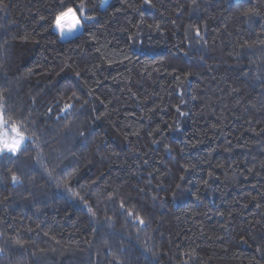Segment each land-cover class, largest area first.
<instances>
[{
	"label": "trees",
	"instance_id": "16d2710c",
	"mask_svg": "<svg viewBox=\"0 0 264 264\" xmlns=\"http://www.w3.org/2000/svg\"><path fill=\"white\" fill-rule=\"evenodd\" d=\"M74 3L0 0V264H264V0H88L62 40Z\"/></svg>",
	"mask_w": 264,
	"mask_h": 264
},
{
	"label": "snow or ice",
	"instance_id": "6c2138e0",
	"mask_svg": "<svg viewBox=\"0 0 264 264\" xmlns=\"http://www.w3.org/2000/svg\"><path fill=\"white\" fill-rule=\"evenodd\" d=\"M88 0H79L78 4H73L72 6H66L61 5L60 10L54 15L53 17V27L57 30L59 36L61 39L67 36H72L75 33L79 31L81 27L85 25V21H95L97 19V15L95 14H88V7H87ZM195 3V0H193ZM105 5H108L109 8H112L113 6L109 3V0H100V7H104ZM149 6L154 7V4L152 3V0H142V3L140 7L143 6ZM129 7H137L133 3H129ZM119 11V9H117ZM260 10L258 7L256 8H249L242 12L243 16L251 17L255 15H259ZM141 17L143 18V12H140ZM43 19V18H42ZM143 23V19L141 21ZM149 27H153V25H149ZM156 30L160 29L159 24L154 25ZM195 35L197 37L200 36V31L197 28ZM133 37L130 36L129 39H132ZM251 47V44H247L245 42V45H241V47ZM77 76H79V73H76ZM187 75H191L190 73ZM186 75V78H187ZM178 79V77H177ZM91 94V93H89ZM72 98L79 99V97L76 96V93H72ZM73 105L71 104H65L64 108L61 109V111H67L71 109ZM51 111V109H49ZM177 111L180 112V115H184L183 112L180 111L179 107H177ZM6 97L3 95V93H0V156L8 155L11 158L15 159L18 158L23 150V146L31 140V138L26 134V130L23 128V125L19 121H13L10 117H6ZM154 143L156 141H153ZM167 147V146H166ZM170 150V149H169ZM42 151V149H40ZM188 169H185L187 171ZM51 175V173H49ZM211 175V173H209ZM10 179L13 184H18L21 182V177L18 175L17 171H11L10 172ZM183 179V177H181ZM67 187V182H65ZM93 187H98V183L96 181L92 182ZM176 188L179 189L180 185L177 184ZM71 191V189H68ZM91 193H89L90 195ZM175 195V193H173ZM76 196L83 200L85 204L87 205V198L84 196H80L79 193H76ZM109 201H114L115 197L113 195L108 196ZM119 207L121 209V215H125L127 217L128 222L133 223L141 230L143 228H146L148 226L145 218L136 210L130 209L126 207V201L121 199L119 202ZM95 215V214H93ZM109 229V232L114 233L115 230V221L113 220V217L108 216L105 218L104 225ZM15 243L21 247H23V244L21 241L16 240ZM147 250V244L145 245ZM260 251V249H257ZM0 252H3V249L0 248ZM117 264H127L125 261H117Z\"/></svg>",
	"mask_w": 264,
	"mask_h": 264
},
{
	"label": "rangeland",
	"instance_id": "374dc122",
	"mask_svg": "<svg viewBox=\"0 0 264 264\" xmlns=\"http://www.w3.org/2000/svg\"><path fill=\"white\" fill-rule=\"evenodd\" d=\"M81 28H82V27H81ZM81 28L79 29V31H78L77 33L80 32ZM53 30L57 32V30H56L54 27H53ZM57 33H58V32H57ZM77 33H75L74 35H76ZM74 35H72V36H74ZM72 36H70V37H72ZM59 37H60V36H59ZM66 38H69V36L65 35V37H64L63 39H66ZM63 39H62V40H63Z\"/></svg>",
	"mask_w": 264,
	"mask_h": 264
}]
</instances>
